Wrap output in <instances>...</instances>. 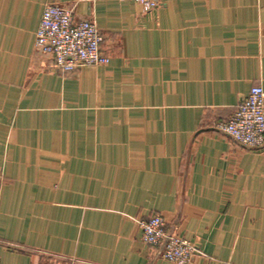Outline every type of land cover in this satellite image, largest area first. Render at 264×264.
<instances>
[{"label":"crops","instance_id":"obj_1","mask_svg":"<svg viewBox=\"0 0 264 264\" xmlns=\"http://www.w3.org/2000/svg\"><path fill=\"white\" fill-rule=\"evenodd\" d=\"M95 20L107 64L61 73L44 4ZM264 86V0H0L2 264H179L142 238L161 214L192 264H264V146L220 131Z\"/></svg>","mask_w":264,"mask_h":264},{"label":"built area","instance_id":"obj_2","mask_svg":"<svg viewBox=\"0 0 264 264\" xmlns=\"http://www.w3.org/2000/svg\"><path fill=\"white\" fill-rule=\"evenodd\" d=\"M120 1H135L148 10L161 3V0ZM102 42L103 34L95 20L77 16L74 7H66L58 2L44 4L35 44L40 52L52 56L59 72L69 73L86 65L107 64L110 56L103 51ZM219 129L244 146H264V86L254 85L232 115L219 124ZM140 226L143 240L151 246L161 247L164 259L179 264L193 263L197 251L195 243L170 233L161 214L141 220ZM45 264H79V260L70 258Z\"/></svg>","mask_w":264,"mask_h":264}]
</instances>
